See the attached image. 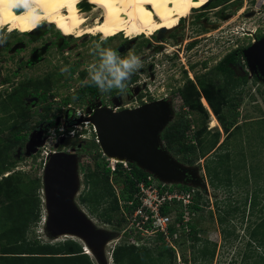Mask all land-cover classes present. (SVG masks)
<instances>
[{
    "label": "rangeland",
    "instance_id": "374dc122",
    "mask_svg": "<svg viewBox=\"0 0 264 264\" xmlns=\"http://www.w3.org/2000/svg\"><path fill=\"white\" fill-rule=\"evenodd\" d=\"M256 3H259V0L242 1L235 10L231 9L224 12L225 18L222 19L221 24L225 26V33L219 46H216V42L211 44V41L204 44H208L214 51L222 47L220 52L214 55L213 61L210 60L209 64L205 65L207 69H201L198 66L196 71L200 73L201 78H198L196 71L189 68L197 86L189 79L192 87L187 93L188 97L198 95L203 107H205L203 101L206 104L207 101L200 94L202 86L209 83L217 85L222 82V79L216 76L212 70L216 58L233 49L235 45L245 47L249 38H251L250 35L246 34L249 33L248 29L254 30L260 26L261 29L264 28V15L261 13L249 18H246L244 13H238L241 10L248 13L250 7ZM86 12V25H92L94 17L99 19L103 15L101 10L90 9ZM176 25L163 29L170 30ZM157 32L153 34L142 33L136 36L138 38L133 48L122 52L120 56L123 58L129 52H133L139 56L141 65L154 63L156 61L154 42L156 41L152 36ZM188 37L190 36L186 38ZM129 38L131 37L126 36L123 32L112 37L90 33L81 36L69 35L60 30L55 24L47 21H42L33 31L11 30L8 26L0 29V40H2L0 42V128H3L0 132V148H10L14 159V166L5 171L6 174L0 175V236L3 228L25 223L29 204L32 207L33 199L39 197L38 218L36 222L30 221V239L48 243L73 239L84 245L88 243L78 234L65 231L55 233L47 228V210L44 184L42 182L44 167L51 153L55 151L69 152L73 153L76 159V189L72 197V203L84 213L92 226L97 231H102L100 233L103 237L106 234L107 238L102 241L101 252L103 251V256L98 257L97 252L95 253L93 250V254L89 257L94 264H113L112 248L117 243L124 241L120 239L121 229L125 226L129 209L125 210V213L120 207L116 211H106L108 217H111L113 221L121 222L120 225H117L111 222H103L94 214L89 213L86 207L79 203L78 195L85 187L84 172L89 170L92 156L97 150L100 151V148L97 144L98 141L95 142L94 131L90 125L81 122L82 125L79 127V131L86 135V138L77 136L71 138L67 134L62 136L59 129L73 122V119L79 113L90 112L91 105H93L90 101H87L89 99L65 100L66 95L69 93L68 82L70 77L68 75L71 72L70 69L74 68V71L78 73L84 70L83 78H87L90 83H94L92 75L99 68L101 62L100 57L97 55L96 46L100 45L102 48H111L115 51L122 42L128 41ZM165 43L169 47L177 44L171 40H167ZM169 47L166 46V49L169 50ZM208 52H211V50ZM163 55H167L165 51H163ZM159 56H161L160 53H158ZM239 61L243 64V57ZM189 62L188 59L187 64ZM63 69L66 70L62 71ZM244 71L247 73L245 83L235 88L232 92L234 93L233 100L223 108L225 118L228 121V132L230 133L227 140V149L231 153L232 160L230 164L233 166V182L230 189L220 187L213 190L208 185L202 168L203 158L198 159L193 166L197 168L198 174L203 178L205 185L183 184L180 182L172 184L173 190L178 193L184 189L182 186L176 187V184L187 185L191 188L189 192L191 193L192 202L189 217L192 225L197 227L194 239L190 240L183 235L178 239L180 245H176V251L180 260H178L175 250L170 246L177 258L176 260L173 259V264H256L258 259L264 255L263 246L251 237L256 224L261 222L264 217V82L247 69H244ZM236 75H239L238 72ZM71 78L74 82H72L73 84L70 82L69 86H75V83L79 80L78 74L75 73V76H71ZM143 78H148V75L142 76L141 80ZM162 79L163 77H159L151 83L149 79H146L142 83H150L152 90L156 91L157 87L160 88L162 85L171 83L169 81L170 76H165L164 80ZM183 79L186 80L184 77ZM157 81H160V84ZM190 83L188 82V84ZM47 84H50L53 95L60 98L56 101L46 98L31 101V98L27 96V90L44 89ZM27 85L29 87H26ZM134 85L132 83L131 89ZM129 87V83H125L126 90ZM165 92H168L167 87H164L159 95ZM118 95H121L125 102L130 100V98L126 99L125 92L122 93L116 88L108 91L99 88L98 97L100 99L96 100V104L111 105ZM168 102L172 108L170 121L181 116L188 117L195 126V132L200 125L202 115L196 110L183 105L180 98H172ZM66 107L71 109L69 112H72L73 115L65 116L64 109ZM205 109L207 110L206 107ZM211 119L212 113L207 111L205 124L211 131L217 129L220 131L219 142H221L225 138V133L218 121V125L211 126ZM2 122L6 123L8 127H3ZM16 123L18 126L23 127V131L27 132V137L23 143L15 145L11 137ZM39 131L40 144L31 147V140L37 138ZM184 139L186 141L190 140L188 135ZM191 139H193V136ZM219 151L225 152L224 149L216 150V152ZM197 154L196 152L194 156L197 157ZM97 161L100 166L107 164L110 168L113 163H116L109 156L104 157L102 152ZM123 162H127V160H123ZM241 163H244L245 167L241 166ZM127 165L130 164L127 162ZM236 165H238L237 168H235ZM116 168L115 170L111 168L109 182L115 192L122 193L123 173L127 171V168L123 163H121L119 169ZM7 175L8 177L5 178L4 176ZM249 176L252 179L251 181H248ZM37 179H41L40 187L36 186ZM123 193L127 195V190L123 189ZM198 194H201L203 198L200 199ZM196 200L199 203L198 208L194 206ZM252 202H255L254 206ZM105 205L109 206L108 203H105ZM180 210V207L176 206L173 213L176 214ZM220 219H222L221 222ZM120 227L121 229H119ZM257 230L258 232L261 231L260 227ZM65 233H69V236ZM136 239L138 241L143 240V235L137 236ZM5 244L6 240L0 237V247ZM158 246L159 248L148 244L145 247H151L154 255L169 247L166 242Z\"/></svg>",
    "mask_w": 264,
    "mask_h": 264
},
{
    "label": "trees",
    "instance_id": "16d2710c",
    "mask_svg": "<svg viewBox=\"0 0 264 264\" xmlns=\"http://www.w3.org/2000/svg\"><path fill=\"white\" fill-rule=\"evenodd\" d=\"M219 68L224 81L217 85L214 83L203 85L202 94L225 133L224 140L219 142L221 133L218 129L211 131L207 128L205 119L208 110L199 101V96L191 95V97H188V94L183 95V105L196 110L202 115L197 130L194 132L195 126L188 117L181 116L168 122L160 134L161 140L168 152L183 164L193 165L198 159L203 158L202 168L204 176L207 179L208 185L213 190H217L220 187L230 189L233 182V166L230 164L232 157L230 151L227 149V140L230 133L228 132V121L225 118L223 108L233 100L234 93L232 92L235 88L246 81V76L243 78L234 77L232 69L227 66V60ZM2 124L3 127H8L6 123L2 122ZM2 130L3 128H0V132ZM187 135L190 138L189 141L184 139ZM192 136L194 141L191 139ZM26 137L27 132L23 131V127L18 126L17 123L14 124L11 137L13 144L23 143ZM223 149L225 152H216V150ZM196 152L198 153L197 157L194 156ZM99 155H101V152L97 150L92 156L91 163H89V170L84 172L85 187L79 193L78 201L86 207L89 213L94 214L103 222L120 225V221H113L106 213L107 210L116 211L120 206L115 189L109 182L112 170L107 164L100 166L97 161ZM128 164H130V170L123 173V189L127 190V195H124L123 189H121V197L123 199L131 198L136 191V182L146 180V176L149 174L148 171L141 169L133 162H128ZM241 164V166L245 167L244 163ZM120 165L121 163H117L118 169ZM12 166H14L13 152L8 147H1L0 175H4V172L8 171ZM237 167L238 165L235 166V168ZM4 177L7 178L8 175ZM36 186H41V179L36 180ZM175 186H182L185 191L191 190L187 185L176 184ZM172 187L169 188L170 191L173 189ZM198 196L200 199L203 198L201 194H198ZM39 203V197H35L32 207L29 204L25 223L2 229L0 237L6 240V244L0 247V264H94L89 255L84 252L83 244L76 240L66 239L56 243H48L29 238L30 221L36 222L38 218ZM105 203H108L109 206H106ZM254 203L252 202L253 206ZM194 206L198 208L199 203L197 200ZM173 208L175 207L167 206L166 208H161V213H169ZM127 209L131 211V208ZM181 214V212L176 213L175 219L180 220ZM188 223L190 233L187 234V237L191 240L195 238L194 234L197 231V227L192 225L190 218ZM258 227L261 229L259 232L257 230ZM251 235L253 240L257 241L264 248V217L261 219V222L256 224ZM156 247L159 248V246ZM112 259L113 264H173V259L176 260V256L170 247L154 255L151 247H137L134 244L123 241L114 246ZM256 264H264V255L258 259Z\"/></svg>",
    "mask_w": 264,
    "mask_h": 264
},
{
    "label": "water",
    "instance_id": "95a60500",
    "mask_svg": "<svg viewBox=\"0 0 264 264\" xmlns=\"http://www.w3.org/2000/svg\"><path fill=\"white\" fill-rule=\"evenodd\" d=\"M243 54L248 71L264 82V35L246 47ZM119 100L116 97L114 104L118 105ZM171 112L169 102L161 99L117 112L98 107L92 112L90 122L95 127L99 147L107 157L124 158L165 182L205 185L197 168L180 162L168 152L161 140V131L170 122ZM39 144L40 131L37 138L31 140V147ZM75 163L73 153L55 151L44 167L42 182L47 228L55 233L66 231L82 236L97 256L102 257V241L107 239L106 234L103 237L102 231H97L72 203L76 189Z\"/></svg>",
    "mask_w": 264,
    "mask_h": 264
},
{
    "label": "flooded vegetation",
    "instance_id": "af4514ba",
    "mask_svg": "<svg viewBox=\"0 0 264 264\" xmlns=\"http://www.w3.org/2000/svg\"><path fill=\"white\" fill-rule=\"evenodd\" d=\"M242 1L246 0H208V2L203 7L193 9L188 16L182 17L174 28L170 30L158 31L152 36L156 41L154 42V51H156V54L154 55L156 61L154 63L141 65V67H139L136 72L132 73L128 81L124 82H128L130 87L127 88V90L126 88L123 90H118L122 93L125 92L127 95L126 99H132L134 96H146L143 103L161 99H166L168 101L172 98H180L183 102V95L187 94L192 87L189 79L196 84L190 69L196 71L198 66L201 69H207L205 65L209 64L210 60L213 61L214 55L218 54L222 48L220 47V49H216V51H214L212 47L208 46V44H204L211 41V44L216 42V46H219V43L221 42V39L225 33V26L221 24L222 19L225 18L224 12H227L231 9L235 10L242 3ZM238 13H244L246 18L252 17L259 13L264 15V0H259V3H256L254 6L250 7L248 13H245L244 10L238 11ZM189 28L190 30L188 31ZM248 30L249 33L246 34L250 35L251 38H249V41L245 47H239L238 45H235L233 49L228 50L227 53H223L221 56L216 58L212 70L216 76L222 79V82L224 81V78L219 67L223 66V63L226 60L227 66L232 69L234 73V77L243 78L244 76H247L246 71H244V69L248 70V68L243 50L253 41L264 35V28L261 29L260 26L254 30ZM187 36L190 37L186 38ZM137 38L138 37L129 38L128 41L122 42L115 51L121 55L122 52L131 50L135 45ZM167 40L176 42L178 45L175 44L173 47H169V45L165 43ZM166 46H168L170 49L167 50ZM209 50H211V52H208ZM163 51L166 52V56L163 55ZM158 53H160L161 56L158 57ZM241 57H243L244 65L240 63L241 61H239ZM188 59L190 60L189 64H187ZM165 63L167 64L165 65ZM70 70L71 72L68 75L70 77L68 82L69 85L74 82L71 76H75V73L78 74L79 80L75 83V86L68 85L69 93L66 95L67 97L65 100L89 99L87 101H90L93 104L91 105L90 109L92 112L98 107L108 108V104H96V100L100 99V97H98L99 87L95 84V82L90 83V80L83 78L85 71L82 70L81 73H78L74 71V68H71ZM196 72L198 74V78H201L200 73L198 71ZM237 72L239 74L238 76L236 75ZM144 75H148V78H143V80H141V77ZM165 76H170L169 81H171V83L162 85L160 88L157 87L156 91H153L150 83L155 82V80L159 77H163L162 80H164ZM183 77L186 78V80H184ZM255 77L258 78L257 75H255ZM146 79H149L150 83H142ZM188 82L190 84H188ZM132 83L135 85L131 89ZM157 83L160 84V81H157ZM26 87H29V85ZM164 87H167L168 92L159 95L163 91ZM27 92V96L31 98V101L43 98L56 101L60 98L56 95H53V90L50 89V84H47L44 89L40 88L36 91L27 90ZM200 94H202V92H200ZM116 97L120 99L119 104L125 103V100L121 95ZM202 97L205 98L203 94ZM64 110L65 116L68 117L73 115L72 112H69L71 109L66 107Z\"/></svg>",
    "mask_w": 264,
    "mask_h": 264
},
{
    "label": "bare ground",
    "instance_id": "6f19581e",
    "mask_svg": "<svg viewBox=\"0 0 264 264\" xmlns=\"http://www.w3.org/2000/svg\"><path fill=\"white\" fill-rule=\"evenodd\" d=\"M207 2L208 0H37V5L39 24L47 21L66 34L81 36L90 33L112 37L123 32L133 38L142 33L153 34L165 27L174 26L182 17L188 16L193 8L203 7ZM90 9L101 10L103 15L99 19L94 17L92 25H86V10ZM38 25L31 27L23 13L0 6V29L8 26L11 30L26 32L33 31ZM80 119L83 124L92 125L87 115ZM210 125H218L213 114ZM91 127L95 132L94 126ZM109 158L113 162L126 160L118 156ZM85 251L89 255L93 254V249L88 245Z\"/></svg>",
    "mask_w": 264,
    "mask_h": 264
},
{
    "label": "built area",
    "instance_id": "2783aa9c",
    "mask_svg": "<svg viewBox=\"0 0 264 264\" xmlns=\"http://www.w3.org/2000/svg\"><path fill=\"white\" fill-rule=\"evenodd\" d=\"M145 98L146 96L144 95L142 97L134 96L125 103L117 105L113 102V104L108 105V108H110L112 112L121 111L123 109H134L145 103H149H143ZM203 104L207 110L212 113L209 106H207L204 101ZM91 114L92 111L83 114L79 113L77 117L73 119V122L62 126L60 129L58 128L61 132L60 135L64 136V134H67L71 138L76 136L79 138H86L87 136L79 131V127L82 125L80 117L85 115L90 117ZM78 119L81 121L78 122ZM91 126L94 125L92 124ZM93 135L97 143L98 139L96 133L93 132ZM123 164L126 166L127 170H130V166L127 165V162H123ZM111 168L115 170L116 163H113ZM172 184V182L159 180L149 172L146 176V180L136 182V191L131 198L123 199L121 193L116 192L120 209L125 213L127 208H131V211H128L129 215L126 216L127 221L125 226L121 229L120 239L134 244L137 247L146 246L148 244L158 246L162 242H166L169 247L171 246L175 250V254L178 260H180L179 254L176 251V245H180L178 239L181 235L187 236V234L190 233L188 220L190 218L189 213L191 211L190 204L192 198L189 191L182 190L180 193L177 191L175 192L173 189L170 191L169 188L172 187ZM167 206H179L181 210L177 213H182L181 219H175V213H172V211H175V208L169 213H161V208H166ZM139 235H143V240L138 241V239H136ZM173 242H175V244H173Z\"/></svg>",
    "mask_w": 264,
    "mask_h": 264
},
{
    "label": "clouds",
    "instance_id": "9594fccd",
    "mask_svg": "<svg viewBox=\"0 0 264 264\" xmlns=\"http://www.w3.org/2000/svg\"><path fill=\"white\" fill-rule=\"evenodd\" d=\"M0 6L23 13L31 27L37 26L40 22L37 0H0ZM0 42H2V40H0ZM96 48L97 55L100 57L101 62L99 68L94 71L92 80L101 90L104 91H108L112 88L123 90L125 88L124 82L130 78V75L133 72L141 67L139 56L133 52H129L127 56L122 58L111 48H102L100 45H97ZM64 70L66 69H63L62 71ZM102 155L106 156L103 152ZM117 163L123 162L118 161L116 162V165ZM85 246L86 245L83 244V250L86 253Z\"/></svg>",
    "mask_w": 264,
    "mask_h": 264
},
{
    "label": "crops",
    "instance_id": "0c3cea01",
    "mask_svg": "<svg viewBox=\"0 0 264 264\" xmlns=\"http://www.w3.org/2000/svg\"><path fill=\"white\" fill-rule=\"evenodd\" d=\"M249 168H250V166H249ZM252 179H251V177L249 176V178H248V181H251Z\"/></svg>",
    "mask_w": 264,
    "mask_h": 264
}]
</instances>
